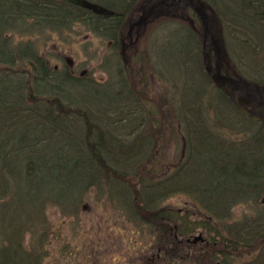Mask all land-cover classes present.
<instances>
[{"label":"trees","instance_id":"1","mask_svg":"<svg viewBox=\"0 0 264 264\" xmlns=\"http://www.w3.org/2000/svg\"><path fill=\"white\" fill-rule=\"evenodd\" d=\"M84 1L114 15H96L65 1L0 0V264H29L11 244L12 239L21 236L19 227L28 222L27 217L12 218L19 207H27L37 216L35 226L40 224L41 213L48 204L77 216L80 204L92 188L101 198L107 197V201L115 199V186L103 173L107 166L122 173L118 165H124L129 173L124 174L131 175L145 163L138 177L144 182L150 174L145 167L149 164L147 161L151 163L154 159L146 160L144 154L150 153L155 144L147 131L153 129L156 117L151 110L144 113V107L138 108L142 103L128 84L119 52L121 28L138 0ZM205 1L212 3L225 36L247 46L250 42L244 44L245 40L238 39L237 34L249 38L252 20L249 14L239 10L236 0ZM246 1L250 4L264 0ZM76 25L92 37L110 43L105 63L114 70L107 69L105 73L114 77L113 82L100 84L86 75V71L75 77L67 65L60 71L51 70L45 65L48 64L45 57L33 47L28 49L27 58L26 55L19 58L24 53L23 42H12L13 37L23 40L44 31L64 36ZM8 27L10 32H6ZM258 31L252 37L263 43L264 30ZM191 90L192 93L185 90L181 94L176 106L180 124L187 135V125L197 115L205 117L202 122L206 133L196 135L204 139L195 146L187 139L189 156L166 178L158 180L153 176L151 187L146 188L142 182L129 190L123 185L129 196L137 197L130 202L136 201L139 206L132 212L126 201L122 202L126 211L123 213L127 217V212L141 215L151 209L160 210L159 201L175 193L188 194L192 202L198 203L205 220L191 221L189 227L184 224L178 230L181 236L188 235L190 230L202 229L214 237L215 243L216 238L221 240L224 250L219 253L221 259L218 256L220 264H264V209H258L254 217L232 220L235 206L256 204L264 198V121L257 123L243 116L221 92H216L214 95L222 105L211 96L220 110L215 119L222 112H228L231 119H224L220 126L209 125L212 117L205 114L206 108L197 107L196 113L191 110V94L196 93L192 87ZM202 93L203 89L198 91L199 97ZM236 119L240 139H223V130L231 129ZM124 129L128 137L121 136ZM195 134L196 128L188 136ZM114 137L126 145L141 138L143 143L148 141L147 148L151 147L144 148L143 153L134 147L116 145ZM112 150L122 155L115 158L110 155ZM96 160L99 161L96 163ZM43 176L52 177V185ZM36 181L42 186L33 190L31 183ZM4 242L7 247L3 246ZM256 243H260L256 255L247 261L235 262L238 250L252 248ZM160 258L164 259L163 253Z\"/></svg>","mask_w":264,"mask_h":264},{"label":"rangeland","instance_id":"2","mask_svg":"<svg viewBox=\"0 0 264 264\" xmlns=\"http://www.w3.org/2000/svg\"><path fill=\"white\" fill-rule=\"evenodd\" d=\"M148 1L138 0L134 7L142 9L137 11L135 8L136 14L131 21H124L119 52L126 67L128 84L137 94L138 102L142 103L138 108L144 107V113L151 110L156 117L154 128L147 131L155 144H152L150 153L146 152V156L144 154L146 160L154 159L151 163L147 161L149 164L145 167L152 170L143 182L138 176H141L140 171H143L145 163L140 164L131 175H128L124 165H118L123 169L122 173H118L114 167H108L106 164L107 168L103 169L104 177L111 178L115 186V199L111 203L107 202V197L101 198L92 188L87 193L79 214L74 217H61L51 204L46 205V216H43L42 212L41 217H46L49 229L38 231L33 227L11 240L15 252L19 251L29 264H156V257L162 253L164 259L161 264H220L222 256L219 253L224 250L221 240L216 238L215 243L214 237L208 236L202 229L193 233L189 231L186 236H181L178 231L191 221L205 220L201 209L187 196L175 193L177 195L168 196L169 198H165L161 204L162 208L176 212L182 218L177 219L176 223H172L174 219L169 211L160 213L157 208L141 215H129L127 212L126 217L122 202L126 201L132 212L139 206L136 201L130 202L137 197L129 196V191L123 185L129 190L142 182L146 184V188L151 187L153 176L158 180L164 179L183 164L190 152L187 139L192 141V146L204 139L197 137L205 134L207 130L202 122V119L206 118L200 115L187 125V135L183 131L176 107L180 96L173 98L172 95L179 88L182 91L190 90L192 93V87L196 91L191 94V110L196 113L195 108H206L208 112L205 114L212 117L209 125L220 126L224 119H231L228 112H222L218 119H215L220 110L216 109L211 96L216 92H221L243 116L257 123L263 122L253 117H258L262 108L264 109V42L260 43L252 35L259 32L258 29L264 30V1H253L249 4L246 0H236L239 10L249 14V19L252 20L253 28L249 38L237 34L238 39L245 40L244 44L251 43L247 46L225 36L224 26L209 1ZM155 2L161 5L156 6ZM172 8L174 10L170 11ZM149 12L153 15L150 20L140 22V16ZM214 24L218 25L217 29ZM71 31L64 36L53 34L43 38L42 56L48 63H56L54 66L59 64V61L54 59L64 63L66 61L68 69L82 71L81 74L86 71V75L97 79L100 84L113 82L114 77L105 73L110 43L86 35L79 25L74 26ZM250 38H253V41H250ZM222 41L225 45H221ZM176 64L182 67H177ZM66 65L63 67L67 68ZM74 75L77 74L73 72ZM202 89L203 93L199 97L198 91L200 93ZM254 95L257 98L262 96V100H250ZM245 98L249 102L243 104L257 108L255 115H244L241 112L239 105L242 103L241 99ZM217 99L219 97L214 95L215 102L222 105ZM197 100L199 102L195 107ZM260 115H264V112ZM238 122L236 119L231 129L223 130V139H240L237 134ZM194 128L196 134L193 137L188 136ZM124 130L121 136L128 137L127 129ZM137 140L134 144L126 145L120 144L114 137L116 145L134 147L143 153L151 147L149 145L147 148L148 141L143 143L141 138ZM193 153L197 154L195 151ZM110 155L117 158L116 155L122 154L112 150ZM98 161L96 160V163ZM124 172L128 174L125 175ZM91 179L89 178V181H92ZM258 209H264V198H260L256 204L242 203L235 206L232 210V220L240 221L245 217H254ZM165 218L169 221H164ZM194 237H200L201 242L191 245ZM2 244L7 247L6 242ZM259 246L260 243H256L252 248L238 250L234 255L235 262L249 260L257 253Z\"/></svg>","mask_w":264,"mask_h":264},{"label":"bare ground","instance_id":"3","mask_svg":"<svg viewBox=\"0 0 264 264\" xmlns=\"http://www.w3.org/2000/svg\"><path fill=\"white\" fill-rule=\"evenodd\" d=\"M49 1H51V2H60V1H65V2H67L68 4H70V5H72V6H76V7H80L79 5H75L74 3H71V1L70 0H49ZM82 1H84V0H82ZM148 1V0H147ZM167 1H171V0H167ZM173 1V0H172ZM84 2H86V1H84ZM148 2H150V0L148 1ZM88 3V2H87ZM90 4V3H89ZM143 4H146V3H143ZM155 4H156V6H160L161 4H158V2H155ZM143 6H145V5H143ZM141 7V6H140ZM80 8H82V7H80ZM135 8H137L136 6L135 7H133V9H132V11H131V13H129V11L127 12V13H129L130 15H128L127 16V21H131V18H133V16L136 14V10H135ZM84 9V8H83ZM125 9V8H124ZM139 9H142V8H137V11L139 10ZM87 10V9H86ZM172 10H174V8H172V9H170V11H172ZM125 11H127L126 9H125ZM147 12H148V10H146ZM150 11V10H149ZM95 14V13H94ZM170 14H172V13H170ZM96 15H98V14H96ZM114 15V13H112V12H109L108 11V17L110 16H113ZM101 16H103V15H101ZM153 15L152 14H150V12L149 13H146V14H144V15H141L140 16V22H143V21H146V19H149L150 20V17H152ZM171 16H174V15H171ZM148 20V21H149ZM216 20H217V23L219 24V22H218V19H217V17H216ZM19 23H23V22H21V21H19ZM216 23V24H217ZM127 24H128V22H127ZM130 25H133L134 23H129ZM216 24H214L215 25V29H217L218 28V25H216ZM213 25V26H214ZM220 25V24H219ZM7 26V25H6ZM221 27V26H220ZM212 30L213 29H211L210 31L212 32ZM11 31V29H10V27H8V29H7V31L6 32H10ZM28 31H30V30H28ZM121 31H122V28H121ZM72 32V31H71ZM70 32V33H71ZM215 34H218V33H215ZM50 34L48 33V32H46V31H44V32H41V33H39V34H36V35H29V37H25V39L24 40H18L16 37H13V40H12V42H13V44H19L20 42H23V44H21V49L24 51V53H21L20 54V56H19V58H21L23 55H26V58H27V56L29 55V51H28V49L30 48V47H33L35 50H36V52L38 53V54H40L41 56H42V54H41V48H42V41L41 40H43V38H45L46 36H49ZM86 35H88V36H91V34H89V33H86ZM218 36V35H217ZM87 39H89V37H87ZM217 39H218V37H217ZM222 40H224L223 38H222ZM225 40L227 41V38H225ZM220 42H221V40H220ZM221 45H225V43L222 41V43H221ZM227 49V48H226ZM226 56H227V54H226ZM44 57V56H43ZM46 59V58H45ZM179 59H181V58H179ZM56 62L57 61H59V64H57L56 66H54L56 63H54V64H51V63H48V61H47V63L48 64H45L46 66H47V68H49V69H54V70H56V71H60V70H62V67L63 66H65L66 64H67V62L65 61V63L63 62V61H60L59 59H54ZM175 60V59H174ZM174 60H173V62H174ZM225 61V60H224ZM71 71H70V73H72V75H73V72H75L77 75H74L75 77H79V76H81V72L79 73V72H76V71H73L71 68H69ZM106 69H108V70H110V71H113L114 70V68H113V66H106ZM262 70H264V68L262 69ZM79 73V74H78ZM97 80V79H96ZM186 90V89H185ZM185 90H183L182 91V89H177V90H175L176 92L175 93H173L172 95H173V98H176V97H178V95L179 96H181V94L182 93H184V91ZM260 98V99H259ZM259 98H257L255 95L253 96V97H250V100H252V101H254L255 99H257V100H262V96L260 97L259 96ZM173 101V100H172ZM174 102V101H173ZM241 104H240V109H241V112L244 114V115H249V116H253V115H255L254 114V112H255V110H257V108L256 107H250V106H247V105H245V104H243V103H245V102H249V100L248 99H241ZM262 112H260V114H263V112H264V109L262 108V110H261ZM259 114V113H258ZM257 115L258 117H253V119H256V118H258V120L259 121H264V118H262L264 115ZM153 128H154V125H153ZM147 172H150L152 169H150L149 167H147L146 169H145ZM43 177H46L45 179H46V182H47V184L48 185H52L51 183V181H52V177H47V176H43ZM44 179V180H45ZM30 186V185H29ZM42 186V184L40 183V182H38V181H36V182H34L33 184L31 183V188L33 189V190H38V188H40ZM65 189V187H63L62 188V190L63 191H65L64 190ZM185 196H187L188 197V199H190V201H192L191 200V197H190V195H188V194H184ZM172 196V195H171ZM170 196V197H171ZM167 198H169V197H167ZM167 198L165 199V200H167ZM84 200H85V198L83 199V202L80 204V206H79V208H78V211H77V215L79 214V211L81 210V206H82V204L84 203ZM108 202V201H107ZM164 202V200L162 201H159L158 203H159V208H160V210L161 211H163V212H167V211H169L170 212V215H171V217L174 219L173 221H172V223H176V220L178 219V220H180V219H182L176 212H173V211H171V210H169V209H167V208H162L161 207V204ZM111 203V202H110ZM55 209H57L58 210V212H59V214H60V216L61 217H64V218H67V217H74L75 215L73 214V213H68V212H64V211H62L61 209H60V207H58L57 205H52ZM195 206H198V203H195ZM43 216H46L45 215V210H43ZM17 217V218H22V217H27V223L26 224H23V225H21L20 227H19V229H18V232L22 235V234H24L26 231L28 232V231H30L33 227L36 229V230H48L49 229V226L47 225V221H46V217H44L39 223L40 224H38V225H36L35 226V222H36V219H37V216H35V215H33L31 212H30V210L27 208V207H19V209L13 214V219L15 220V218ZM180 218V219H179ZM184 218V217H183ZM160 219V218H159ZM184 219H186V218H184ZM164 221H169L167 218H165V220ZM190 230V229H189ZM191 232H195V230H190ZM201 242V239H200V237H197V238H193V240L191 241V245H196V244H198V243H200ZM258 252V251H257ZM254 255H256V253L254 254ZM253 255V256H254ZM252 256V257H253ZM171 259V258H170ZM249 259H251V258H249ZM156 264H161V263H163L162 261V259L160 258V255L159 256H157L156 257Z\"/></svg>","mask_w":264,"mask_h":264},{"label":"water","instance_id":"4","mask_svg":"<svg viewBox=\"0 0 264 264\" xmlns=\"http://www.w3.org/2000/svg\"><path fill=\"white\" fill-rule=\"evenodd\" d=\"M70 1H71V3H74L75 5H79L80 7L84 8V9L90 10L95 14L108 16V11L105 9H102L98 6L91 5V4L84 2L82 0H70Z\"/></svg>","mask_w":264,"mask_h":264}]
</instances>
